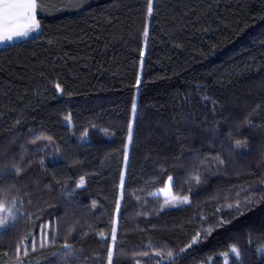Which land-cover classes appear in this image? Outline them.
Segmentation results:
<instances>
[{"label":"trees","instance_id":"1","mask_svg":"<svg viewBox=\"0 0 264 264\" xmlns=\"http://www.w3.org/2000/svg\"><path fill=\"white\" fill-rule=\"evenodd\" d=\"M46 4L0 47V264H107L113 229V264H264V0Z\"/></svg>","mask_w":264,"mask_h":264},{"label":"snow or ice","instance_id":"2","mask_svg":"<svg viewBox=\"0 0 264 264\" xmlns=\"http://www.w3.org/2000/svg\"><path fill=\"white\" fill-rule=\"evenodd\" d=\"M48 5L46 0H0V43L11 42L14 38L27 37L31 32L40 30L41 24L37 19V12H43L46 10ZM148 12L151 14L152 6L149 3ZM147 35V33H145ZM57 90H61L60 85H56ZM136 105L133 103V111L135 112ZM67 119V118H66ZM129 141H131V126H129ZM237 146H240V141H237ZM125 159L127 157L125 156ZM222 162V161H221ZM43 163V161H41ZM16 173L21 174L22 170L17 167L15 169ZM198 179V178H197ZM172 180V177H169V181ZM84 183L83 177L81 178L80 185ZM123 183V181H122ZM173 199H176L175 197ZM187 197L181 200V203H187ZM250 202V201H249ZM165 204H169L168 200H165ZM10 205V206H6ZM231 207V206H229ZM240 207V205H237ZM15 208V201L8 202L7 200H0V212L6 213L4 216H0V234L3 230L8 227L9 219L15 220V213L13 209ZM31 235V233H29ZM103 236V234H101ZM114 242L111 247L107 249V264H113L114 258V249L116 247L115 241V229H113V234L111 237ZM54 242V241H53ZM195 242V241H194ZM48 244V232L44 231V239L40 243V247L43 248ZM67 251L61 252L60 257L63 258L66 264H73V262L78 259L73 252V246L71 244L65 243L62 245ZM32 250H35V244H32ZM231 253L236 257L237 261L241 258V253L239 249L233 246L230 249ZM259 253H264V248L256 249ZM29 253L26 250L23 252L24 256H27ZM53 256H56L57 253H52ZM145 255H147L145 253ZM169 256H172V253H169ZM19 264H23L21 260Z\"/></svg>","mask_w":264,"mask_h":264},{"label":"rangeland","instance_id":"3","mask_svg":"<svg viewBox=\"0 0 264 264\" xmlns=\"http://www.w3.org/2000/svg\"><path fill=\"white\" fill-rule=\"evenodd\" d=\"M24 39V38H23ZM22 38H18L17 40H23ZM6 45V44H3V46ZM135 115V112L133 111V117ZM129 144H130V141H129V137H128V140H127V149L129 147ZM154 196H158L162 199L163 201V206L165 208H173V207H178V206H182V205H186L188 204L187 203H181V200L185 197H180V196H177L174 194L173 192V189H172V181H169L166 183V185L162 188V189H159L157 190L154 194ZM176 198V199H173V198ZM188 199V198H187ZM165 200H168L169 201V204H165ZM6 213H3V212H0V216H4ZM9 222H10V219H9ZM8 222V223H9ZM112 241V239H111ZM113 241H112V245H113ZM225 264H228V260L226 259L225 260Z\"/></svg>","mask_w":264,"mask_h":264},{"label":"crops","instance_id":"4","mask_svg":"<svg viewBox=\"0 0 264 264\" xmlns=\"http://www.w3.org/2000/svg\"><path fill=\"white\" fill-rule=\"evenodd\" d=\"M36 33H38V31L31 32L27 37H21V38H22V39H23V38H24V39H27V38L32 37V36L35 35ZM17 39H18V38H14L11 42L0 43V47H2L3 44H11V43H13V42H17V41H18Z\"/></svg>","mask_w":264,"mask_h":264}]
</instances>
